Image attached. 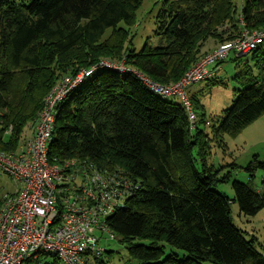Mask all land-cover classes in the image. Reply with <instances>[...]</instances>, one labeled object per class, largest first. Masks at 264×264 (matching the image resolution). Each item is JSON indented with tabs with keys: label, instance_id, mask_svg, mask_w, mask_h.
Returning <instances> with one entry per match:
<instances>
[{
	"label": "trees",
	"instance_id": "obj_1",
	"mask_svg": "<svg viewBox=\"0 0 264 264\" xmlns=\"http://www.w3.org/2000/svg\"><path fill=\"white\" fill-rule=\"evenodd\" d=\"M140 3L0 0V149L15 150L26 123L41 108L55 70L64 65L76 73L98 62L94 57L100 51L165 84L194 64L209 37L218 39L227 32L225 26L239 30L234 0H166L155 19L159 42L146 41L137 51L129 29L119 25L135 23ZM241 17L248 28L264 27V0H241ZM78 48L84 54L76 56L77 64L58 60ZM249 54L257 76L248 70L231 107L216 124L206 122L219 146H224V135L236 136L264 114V44ZM189 97L193 125L180 102L153 93L134 72L98 68L58 104L49 160L86 159L104 171L121 170L140 184L107 219L109 229L124 241L149 240L148 245L130 243L129 253L138 264H264L253 241L232 222L229 206L232 201L240 213L257 214L264 208V177L262 192L236 180L232 200L217 191V172L205 165L197 168L192 154L197 146L204 153L209 147L197 126L203 121L194 111L198 100ZM10 125L12 131L5 133ZM257 168L264 170V161L255 157L247 170ZM162 243L177 250L165 255ZM49 257L58 261L48 255L39 264H49ZM102 263L101 257L96 264Z\"/></svg>",
	"mask_w": 264,
	"mask_h": 264
},
{
	"label": "built area",
	"instance_id": "obj_2",
	"mask_svg": "<svg viewBox=\"0 0 264 264\" xmlns=\"http://www.w3.org/2000/svg\"><path fill=\"white\" fill-rule=\"evenodd\" d=\"M237 35L202 54L175 82L159 84L120 62L100 59L88 68L64 76L44 96L31 134L16 151L0 149V172L18 184L0 203V264H39L54 255L64 264H96L105 249L100 235L114 239L107 219L124 207L140 184L121 170L104 171L86 159L50 162L58 104L98 68L132 71L153 93L174 96L193 125L195 114L187 90L212 77L230 54H249L264 44V27L248 28L236 14ZM1 122V121H0ZM12 126L5 133L12 131Z\"/></svg>",
	"mask_w": 264,
	"mask_h": 264
},
{
	"label": "rangeland",
	"instance_id": "obj_3",
	"mask_svg": "<svg viewBox=\"0 0 264 264\" xmlns=\"http://www.w3.org/2000/svg\"><path fill=\"white\" fill-rule=\"evenodd\" d=\"M165 2L166 0H141L140 5L135 10V23L130 27L124 22L120 23V27L129 29V40L131 39V45L137 51L143 47L146 41H149L152 45H157L159 42V38L155 35V19L160 10L164 8ZM234 3L236 5L235 14H237L241 12V0H234ZM225 28L228 29L226 33H222L221 30L218 31V33H222L218 39L211 37L207 39L200 49V55L210 52L219 43L229 40L230 36L234 37L237 35L238 31H230L228 26H225ZM108 34L109 31L106 32L102 41L108 37ZM98 53L99 55L94 58L116 59L100 51ZM83 54L82 50L78 48L73 52L59 56L58 60L62 64L67 62H75L74 64H77L78 61L74 59H76V56L80 57ZM57 65L59 66L56 62L54 65L55 69H57ZM81 69L84 68L82 67ZM71 70L72 68H68L66 65L61 70H55V79L51 83V88L64 76L69 75ZM248 70H251L253 75L257 76L251 63L250 54H242L237 58L230 54L220 64L219 70L212 77L190 86L187 90V93L194 100H198V107L194 106V111L199 119L203 118V121L199 122L198 120L197 126L200 131L204 132L203 138H206L209 147L207 150L205 149L206 153L200 150L201 146H197L193 150L192 154L195 157L196 166L201 169L205 165L208 169L211 168L214 172H217V176L220 179L216 183L217 191L224 193L231 200L234 196L232 182L235 180L248 184L257 192H262L264 170L257 168L251 173V171L247 170V167L255 157L259 161H264V114L236 136L224 135L222 137L224 146H219L214 141L210 126L216 124L224 111L231 107L237 96V91L242 89L247 81ZM172 82L165 84L168 85ZM44 96L41 98V102H43ZM165 99L176 103L179 102V99L174 96H166ZM39 111L32 122L26 123L17 140L15 150L8 151L18 150L25 142L33 130ZM206 122L211 123V125H207ZM16 188H18V184L10 176L0 172V203L5 194L13 193ZM229 206L232 222L243 231L246 239L253 241L255 248L264 256V208L253 216H246L240 213L237 203L231 201ZM130 243L148 245L149 240L134 238L128 242L124 241L118 234H115L114 239L108 238L106 234L100 235L99 246L106 250L102 254V264H138L137 260L129 253ZM161 245L164 246L165 255L170 253V249L177 250L165 243ZM47 261L49 264H64L59 260L54 262L52 257L47 258Z\"/></svg>",
	"mask_w": 264,
	"mask_h": 264
}]
</instances>
